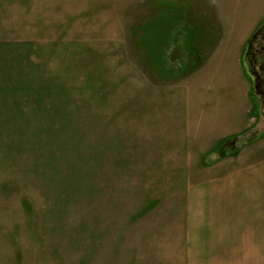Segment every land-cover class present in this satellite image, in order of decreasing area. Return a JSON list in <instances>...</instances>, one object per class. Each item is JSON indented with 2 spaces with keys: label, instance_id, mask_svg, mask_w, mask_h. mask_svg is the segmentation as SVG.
Instances as JSON below:
<instances>
[{
  "label": "rangeland",
  "instance_id": "1",
  "mask_svg": "<svg viewBox=\"0 0 264 264\" xmlns=\"http://www.w3.org/2000/svg\"><path fill=\"white\" fill-rule=\"evenodd\" d=\"M263 13L264 0H0V264H183L187 187L264 157V110L236 60ZM167 24L186 29L156 63Z\"/></svg>",
  "mask_w": 264,
  "mask_h": 264
},
{
  "label": "crops",
  "instance_id": "2",
  "mask_svg": "<svg viewBox=\"0 0 264 264\" xmlns=\"http://www.w3.org/2000/svg\"><path fill=\"white\" fill-rule=\"evenodd\" d=\"M183 264H264V157L191 183Z\"/></svg>",
  "mask_w": 264,
  "mask_h": 264
},
{
  "label": "flooded vegetation",
  "instance_id": "3",
  "mask_svg": "<svg viewBox=\"0 0 264 264\" xmlns=\"http://www.w3.org/2000/svg\"><path fill=\"white\" fill-rule=\"evenodd\" d=\"M236 60L247 95L255 100L258 109L264 110V13L248 33Z\"/></svg>",
  "mask_w": 264,
  "mask_h": 264
},
{
  "label": "trees",
  "instance_id": "4",
  "mask_svg": "<svg viewBox=\"0 0 264 264\" xmlns=\"http://www.w3.org/2000/svg\"><path fill=\"white\" fill-rule=\"evenodd\" d=\"M169 25H171V24H167L166 26H158L157 27V30H152L153 35L151 36V40L153 42H151V48H152V53L154 54V57L157 58L156 63L157 62H159V63L160 62L161 63L164 62L163 59H162V57L164 58L163 50H165V48L168 46V42H167L166 36L169 35L170 32L172 33L175 30H177V29H179L181 27H184V26H182L180 24L179 25L174 24V25H171L170 26V27H173V29H169V28H167V26H169ZM187 32H189V31H186V33ZM195 38H197L196 39L197 42H195V43L198 44L199 39H198L197 35L195 36ZM184 39H185L184 40V44H182L179 47V50L180 51H183L181 53V55H182L181 61L179 62V64H180L181 67H183L184 62H185L183 60L186 57L185 51H188V53H189V51H190L189 45H192L191 44V37L186 36ZM189 40H190V43H189ZM172 69L174 71V68H172ZM172 69L171 68H166L165 72L166 73H169V72L172 71Z\"/></svg>",
  "mask_w": 264,
  "mask_h": 264
}]
</instances>
